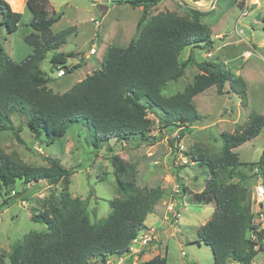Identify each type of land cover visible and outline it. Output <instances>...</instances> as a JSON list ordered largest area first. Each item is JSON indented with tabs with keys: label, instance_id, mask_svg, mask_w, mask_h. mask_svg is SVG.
<instances>
[{
	"label": "trees",
	"instance_id": "trees-1",
	"mask_svg": "<svg viewBox=\"0 0 264 264\" xmlns=\"http://www.w3.org/2000/svg\"><path fill=\"white\" fill-rule=\"evenodd\" d=\"M50 1L26 0V10L32 14L31 31L24 36L32 47L26 59L14 61L0 44V131H12L20 141L18 134L23 127H14L15 115L25 117L27 122L23 126L47 145L63 138L76 124L88 127L97 149L101 143L112 140L122 144H155L165 131H178L179 143L202 119L194 103L196 96L212 87L223 95L228 83L231 89L236 91L237 85L242 88L240 92H246L247 85L241 76L223 64L204 62L197 64L201 73L182 92L165 96L168 84L183 78L187 66L194 62L193 54L186 61L181 60L184 50L210 47L211 29L203 23L205 14L200 10H188L185 15L165 11L152 16L150 11L162 0H128L126 3L133 8H142L136 38L126 47L108 46L100 69L65 93H57L50 87L52 78L41 68L47 54L54 52L53 68L63 69L66 75L73 74L81 64L67 66L68 59L75 55L59 52L75 27L53 32L52 27L61 16L51 10ZM21 20L22 13L0 0V30L5 28L13 34ZM261 22L264 29V16ZM243 105L246 107L247 101ZM149 112L160 122L157 136L151 134L155 123ZM263 129L264 116L251 112L241 129L221 134L223 146L219 153H209L199 145L185 153L192 163L210 171L204 189L193 202L215 205L211 219L198 230L199 242L212 249L214 264H254L259 253L250 239L256 216L252 194L245 178L236 173L247 164L240 163L235 149L256 139ZM110 160L118 197L109 201L106 218L92 222L86 202L70 192L74 169L64 167L51 156L45 157L47 166H32L20 160L18 154L0 149L1 187L11 188L18 181L32 187L41 182L61 186L59 194L51 193L46 200L39 201L41 208L32 216L33 221L43 222L48 232L25 238L12 247L8 256L0 254V264H90L97 258L106 263L109 258L126 257L132 241L145 230L147 217L165 192L160 187H139L134 165L116 154ZM250 167H258L264 176V150L259 161ZM181 187L184 193L187 189ZM10 201L0 204V213L10 206ZM145 264H167V258L156 255Z\"/></svg>",
	"mask_w": 264,
	"mask_h": 264
},
{
	"label": "rangeland",
	"instance_id": "rangeland-1",
	"mask_svg": "<svg viewBox=\"0 0 264 264\" xmlns=\"http://www.w3.org/2000/svg\"><path fill=\"white\" fill-rule=\"evenodd\" d=\"M5 1L13 11L22 13V20L18 31L13 34H8L5 28L0 30V44L14 61L20 62L32 52V47L24 41V36L31 31L32 14L25 9L26 0H16L22 4L18 10L12 7L13 0ZM127 1H50L51 10L61 16L53 25V32L75 27V32L59 52L75 55L68 59L67 66L81 64L73 74L58 78V70L51 63L54 52L47 54L41 68L52 78L50 87L55 92L65 93L100 69L108 46L126 47L136 38L142 8H133ZM192 9L205 14L203 23L211 29L212 45L184 50L181 60L184 62L193 54L194 62L187 66L183 78L168 84L164 95L169 97L182 92L201 73L197 64L204 62L223 64L226 69L241 76L247 86L246 94L240 92V86L234 85L235 91L228 83L223 95L212 87L196 96L194 103L202 119L185 133L179 143L178 131H165L155 144L137 141L122 144L112 140L101 143L97 149L88 127L76 124L63 138L47 145L35 139L23 126L26 125V118L19 115L12 117V123L14 127H23L18 134L22 142L12 131H0V149L7 154H18L24 163L47 166L45 157L51 156L59 159L64 167L74 169L76 173L71 178L70 192L74 198L86 202L92 222L106 218L110 212L109 201L118 197L110 160L112 154L134 165L135 181L139 187H160L164 190L165 195L146 219L145 230L138 234L139 238L141 234L151 233L148 246L134 247L120 259L109 258L105 263L97 258L90 264H145L144 260L156 255L166 256L167 264H214L212 249L199 242L198 230L211 219L215 206H201L193 202L195 195L204 189L210 171L206 166L192 163L185 153L196 150L198 145L209 153H219L223 146L222 133L241 129L251 112L264 116V29L261 22L264 0H162L150 11V15L165 11L185 15ZM92 19L100 23L99 29ZM92 47L97 51L95 55L90 53ZM246 101L245 107L243 102ZM149 117L155 123L151 134L157 136L160 131L158 117L152 112H149ZM263 150L264 129L256 139L235 149L240 163L247 164L236 173L245 178L254 207L257 202L253 194L260 181L259 174L252 170L250 164L259 161ZM181 185L187 189L184 193ZM60 190V185L51 186L47 182L33 187L20 181L11 188L0 186V204L11 199L10 206L0 213V254L8 256L12 247L25 238L48 232V227L43 222L33 221L32 216L41 208L39 201L46 200L51 193L59 194ZM254 264H264V251L258 253Z\"/></svg>",
	"mask_w": 264,
	"mask_h": 264
},
{
	"label": "built area",
	"instance_id": "built-area-1",
	"mask_svg": "<svg viewBox=\"0 0 264 264\" xmlns=\"http://www.w3.org/2000/svg\"><path fill=\"white\" fill-rule=\"evenodd\" d=\"M92 21L94 23H96L97 28H99L100 23L96 20H92ZM90 53L92 55L96 54V50L94 47L91 48ZM65 75L66 74L64 73L63 69H60L57 71V77L58 78L64 77ZM183 161H184V163H187L186 160H183ZM254 172L259 174V181H260V183L257 184L255 187V193L253 196L255 202H257L255 204V206L257 209L258 220H256V222L254 220L255 229L252 231L250 239H251V241L256 243L255 250H260L262 245L264 246V207H263V204H264V176L258 167L254 168ZM150 241H151V233L150 234H141V236L139 238L137 236L132 241L130 249H131V251H133L134 247L145 248L148 246V243Z\"/></svg>",
	"mask_w": 264,
	"mask_h": 264
},
{
	"label": "crops",
	"instance_id": "crops-1",
	"mask_svg": "<svg viewBox=\"0 0 264 264\" xmlns=\"http://www.w3.org/2000/svg\"><path fill=\"white\" fill-rule=\"evenodd\" d=\"M25 9H26V7H25ZM93 20V19H92ZM97 28V27H96ZM96 53H97V51H96ZM253 196H254V194H253ZM210 205H214V204H210ZM208 206V205H207ZM215 206V205H214ZM263 207H264V204H263ZM256 208V207H255ZM255 218H254V220H255V222H256V220H258V218H257V209H255ZM254 222V223H255ZM254 229H255V225H254ZM251 233H252V231H251ZM251 233H250V236H251ZM259 252L260 251H264V249H260V250H258ZM142 255V254H141ZM148 256V253L146 252V254H145V257H147ZM144 257V258H145ZM153 257H155V256H153ZM153 257H150L149 259H147V260H144V262H147V261H149L150 259H152ZM123 262V261H122ZM120 264H121V262H120Z\"/></svg>",
	"mask_w": 264,
	"mask_h": 264
},
{
	"label": "bare ground",
	"instance_id": "bare-ground-1",
	"mask_svg": "<svg viewBox=\"0 0 264 264\" xmlns=\"http://www.w3.org/2000/svg\"><path fill=\"white\" fill-rule=\"evenodd\" d=\"M11 5L14 8V10H18L22 6V4L20 2L17 3L16 0H13L12 3H11Z\"/></svg>",
	"mask_w": 264,
	"mask_h": 264
},
{
	"label": "clouds",
	"instance_id": "clouds-1",
	"mask_svg": "<svg viewBox=\"0 0 264 264\" xmlns=\"http://www.w3.org/2000/svg\"><path fill=\"white\" fill-rule=\"evenodd\" d=\"M94 20V19H93ZM97 29H99V28H97ZM93 48V47H92ZM251 55V53L250 54H248V56L247 57H249Z\"/></svg>",
	"mask_w": 264,
	"mask_h": 264
},
{
	"label": "water",
	"instance_id": "water-1",
	"mask_svg": "<svg viewBox=\"0 0 264 264\" xmlns=\"http://www.w3.org/2000/svg\"><path fill=\"white\" fill-rule=\"evenodd\" d=\"M184 252L186 253V247H184Z\"/></svg>",
	"mask_w": 264,
	"mask_h": 264
}]
</instances>
